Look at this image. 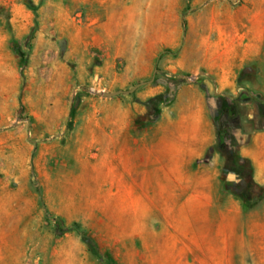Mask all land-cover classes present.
Masks as SVG:
<instances>
[{
    "label": "rangeland",
    "instance_id": "rangeland-1",
    "mask_svg": "<svg viewBox=\"0 0 264 264\" xmlns=\"http://www.w3.org/2000/svg\"><path fill=\"white\" fill-rule=\"evenodd\" d=\"M159 20L188 62L202 47L228 63L137 59L138 27ZM193 88L214 136L148 153L199 106ZM58 224L112 264H264V0H0V264H104Z\"/></svg>",
    "mask_w": 264,
    "mask_h": 264
},
{
    "label": "crops",
    "instance_id": "crops-1",
    "mask_svg": "<svg viewBox=\"0 0 264 264\" xmlns=\"http://www.w3.org/2000/svg\"><path fill=\"white\" fill-rule=\"evenodd\" d=\"M131 2H135V0H131ZM126 23L129 26L128 29L130 32L132 30V34H134L135 30V13L134 6H130L127 11ZM138 34H142L143 37L141 39H137L138 46L133 48L135 51L136 58L150 59L151 54L153 56H158L163 47H176L177 49L180 46V41L182 40V32L174 26L172 29H169V32L174 34V38L172 42H168L166 35L168 33V29L166 26L165 20H159L157 26L153 30H147L144 26L138 27ZM131 33V32H130ZM117 34L116 32L114 35ZM153 35V37H152ZM113 34L111 32L107 33V37L102 39V43H119L120 39H114ZM114 39V41H113ZM135 37L128 38L127 41L133 43L135 45ZM188 46L187 44L179 50L176 55V62L179 66L182 65H192V66H209L211 68L217 66H223L228 63V59L231 57V50L227 51L223 48H215L211 50L203 49L199 47L197 50L198 58L193 61L188 62L187 54H188ZM174 51V50H170ZM228 58V59H227ZM214 69H210L208 73H214ZM192 89V88H191ZM194 96L198 97L199 106L195 108L194 106H189L188 110L185 113H178V117L176 119H180V121L175 122L173 124H158V132L153 134V137L148 136L144 138V143L146 145V149L148 153L154 151V155L157 152L164 153L165 156L169 152V154L176 155L178 154V150L181 147L190 148L193 145H200L202 147L207 146V134L208 130L211 131L212 136H214L213 127L207 119V110L205 107L204 97L200 98L202 94L196 88H193ZM186 122V123H184ZM127 130H129L130 125L128 124ZM210 127V129H208ZM217 130L215 131V135H217ZM157 148V149H155ZM177 159H173L172 161H176Z\"/></svg>",
    "mask_w": 264,
    "mask_h": 264
},
{
    "label": "trees",
    "instance_id": "trees-1",
    "mask_svg": "<svg viewBox=\"0 0 264 264\" xmlns=\"http://www.w3.org/2000/svg\"><path fill=\"white\" fill-rule=\"evenodd\" d=\"M180 50V47H178L177 49H175L174 51H170V50H165V52L171 53L172 55H177L178 52ZM20 53V52H19ZM163 52H161L159 55H161ZM179 80H182L179 78ZM217 136H218V140L220 143H223L227 136H228V128L226 126H224L221 122H217ZM71 230H76L78 231L82 236L87 237L90 239L92 247L95 251V253L98 255L99 259L104 262V264H112L108 258H106L104 255L100 254L99 249L96 245V243L83 231L80 230L79 226L76 224L73 225H62V224H58L56 232L58 233V235H62L68 231Z\"/></svg>",
    "mask_w": 264,
    "mask_h": 264
},
{
    "label": "water",
    "instance_id": "water-1",
    "mask_svg": "<svg viewBox=\"0 0 264 264\" xmlns=\"http://www.w3.org/2000/svg\"><path fill=\"white\" fill-rule=\"evenodd\" d=\"M156 72H157V68H154L153 75H152V78L150 80L137 83L131 89H129L127 91H125V90H116V91H113V92H102L101 95L106 96V97H111V96H115V95H118V94H121V93H127V94L132 93L137 87H139L141 85H144V84H146L148 82H152Z\"/></svg>",
    "mask_w": 264,
    "mask_h": 264
}]
</instances>
